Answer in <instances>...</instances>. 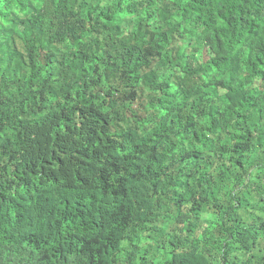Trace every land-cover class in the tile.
<instances>
[{
	"label": "trees",
	"instance_id": "obj_1",
	"mask_svg": "<svg viewBox=\"0 0 264 264\" xmlns=\"http://www.w3.org/2000/svg\"><path fill=\"white\" fill-rule=\"evenodd\" d=\"M254 38L248 0H0V264H264Z\"/></svg>",
	"mask_w": 264,
	"mask_h": 264
},
{
	"label": "clouds",
	"instance_id": "obj_2",
	"mask_svg": "<svg viewBox=\"0 0 264 264\" xmlns=\"http://www.w3.org/2000/svg\"><path fill=\"white\" fill-rule=\"evenodd\" d=\"M234 0H231V2L233 3ZM136 2V1H135ZM248 5L252 6L255 9H258V8H262L264 9V0H248ZM135 34V35H134ZM137 34L138 32H135V33H130V35H134V38L137 37ZM258 47L257 49H253L254 51L256 52H259V51H262L264 50V42L259 40V39H256L254 38ZM175 70L173 69H162L160 70V75L158 76H155V75H152L151 78H150V86L157 80H159L163 86V88H168V89H173V91L171 92L173 95L176 91L175 89V81H174V78H173V72ZM248 84H251V87H252V80L249 81L248 83H246V85Z\"/></svg>",
	"mask_w": 264,
	"mask_h": 264
}]
</instances>
